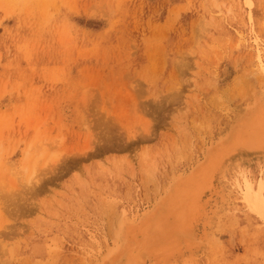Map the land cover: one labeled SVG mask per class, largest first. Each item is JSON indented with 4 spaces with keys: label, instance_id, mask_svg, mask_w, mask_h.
I'll return each mask as SVG.
<instances>
[{
    "label": "rangeland",
    "instance_id": "rangeland-1",
    "mask_svg": "<svg viewBox=\"0 0 264 264\" xmlns=\"http://www.w3.org/2000/svg\"><path fill=\"white\" fill-rule=\"evenodd\" d=\"M262 64L264 0H0V264L102 260L264 100ZM263 172L226 171L205 247L173 264H264Z\"/></svg>",
    "mask_w": 264,
    "mask_h": 264
},
{
    "label": "bare ground",
    "instance_id": "bare-ground-1",
    "mask_svg": "<svg viewBox=\"0 0 264 264\" xmlns=\"http://www.w3.org/2000/svg\"><path fill=\"white\" fill-rule=\"evenodd\" d=\"M254 100L238 113L225 136L203 146V158L188 173L170 175L163 191L157 197L152 194L156 199L153 196L155 203L149 210L131 219L118 216L117 227L112 225L115 246L94 264H173L205 247L210 217L223 200V175L232 165L264 160V100ZM256 189L247 183L245 200L264 218V183Z\"/></svg>",
    "mask_w": 264,
    "mask_h": 264
}]
</instances>
